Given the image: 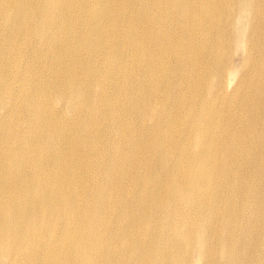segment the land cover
I'll return each mask as SVG.
<instances>
[{
	"label": "bare ground",
	"instance_id": "obj_1",
	"mask_svg": "<svg viewBox=\"0 0 264 264\" xmlns=\"http://www.w3.org/2000/svg\"><path fill=\"white\" fill-rule=\"evenodd\" d=\"M0 264H264V0H0Z\"/></svg>",
	"mask_w": 264,
	"mask_h": 264
},
{
	"label": "rangeland",
	"instance_id": "obj_2",
	"mask_svg": "<svg viewBox=\"0 0 264 264\" xmlns=\"http://www.w3.org/2000/svg\"><path fill=\"white\" fill-rule=\"evenodd\" d=\"M18 47V46H17ZM237 50H238V52H237ZM231 57H232V63H233V66H232V69H234V70H237L238 72H237V75H239L240 73H241V59H242V48H241V46H239V47H237V49H235V51L232 53V55H231ZM234 57V58H233ZM19 61V63H22L20 60H18ZM231 63V64H232ZM32 65H34V63L33 64H31L30 66H32ZM22 66L24 67V65H23V63H22ZM34 81H36V79L34 78ZM171 96H175L174 94H172ZM252 145H250L249 144V146H248V148L249 147H251ZM242 149V148H241ZM260 152V149H259V151L257 152V154ZM240 155V154H239ZM240 158V157H239ZM194 261H195V259H194Z\"/></svg>",
	"mask_w": 264,
	"mask_h": 264
}]
</instances>
